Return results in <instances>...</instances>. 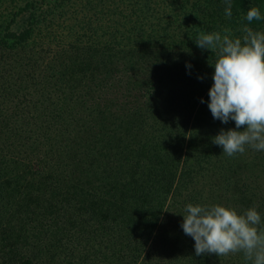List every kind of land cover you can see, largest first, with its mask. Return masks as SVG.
<instances>
[{"label":"trees","instance_id":"1","mask_svg":"<svg viewBox=\"0 0 264 264\" xmlns=\"http://www.w3.org/2000/svg\"><path fill=\"white\" fill-rule=\"evenodd\" d=\"M231 2L0 0V264H246L181 227L188 203L264 221V151L213 143L235 122L195 42L264 31L244 19L264 0Z\"/></svg>","mask_w":264,"mask_h":264},{"label":"clouds","instance_id":"2","mask_svg":"<svg viewBox=\"0 0 264 264\" xmlns=\"http://www.w3.org/2000/svg\"><path fill=\"white\" fill-rule=\"evenodd\" d=\"M225 5V16L231 19V0H225ZM244 19L251 23L264 20V15L253 6ZM239 31L243 35L235 36L231 28L224 27L221 31L200 32L195 40L199 48L215 53V63H210L214 83L208 108L214 119L224 124L235 122V129H221L213 138L229 157L243 154L246 146L264 151V31L248 25ZM181 227L194 239L197 256L242 253L246 264H264V221L256 207L240 213L220 204L188 203Z\"/></svg>","mask_w":264,"mask_h":264},{"label":"rangeland","instance_id":"3","mask_svg":"<svg viewBox=\"0 0 264 264\" xmlns=\"http://www.w3.org/2000/svg\"><path fill=\"white\" fill-rule=\"evenodd\" d=\"M259 6V5H258ZM260 9L264 12V3H262V5L260 4ZM0 10H3V9H0ZM26 19V16L25 15H21V16H19L18 18H17V21H16V23H15V25H14V29L15 30H20L23 26H24V24H25V20Z\"/></svg>","mask_w":264,"mask_h":264}]
</instances>
